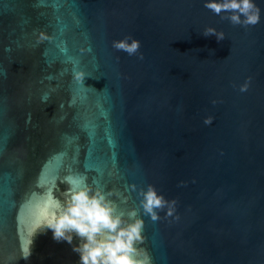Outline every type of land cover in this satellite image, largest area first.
I'll use <instances>...</instances> for the list:
<instances>
[{
    "label": "water",
    "instance_id": "water-1",
    "mask_svg": "<svg viewBox=\"0 0 264 264\" xmlns=\"http://www.w3.org/2000/svg\"><path fill=\"white\" fill-rule=\"evenodd\" d=\"M204 3L0 0V264H79L49 225L82 188L143 220L146 264H264V0L247 27Z\"/></svg>",
    "mask_w": 264,
    "mask_h": 264
},
{
    "label": "clouds",
    "instance_id": "clouds-1",
    "mask_svg": "<svg viewBox=\"0 0 264 264\" xmlns=\"http://www.w3.org/2000/svg\"><path fill=\"white\" fill-rule=\"evenodd\" d=\"M204 7L221 16V19L229 20L233 25L255 26L261 19V9L255 0H205ZM203 35L215 36L218 42L225 39L224 32L213 27L205 28ZM43 38L45 37L42 35L41 39ZM112 46L132 56L138 53L141 42L125 37L114 40ZM139 58L143 59V55ZM250 80L251 78L240 86L241 92L248 90ZM215 103L217 101L214 100L213 104ZM213 119L211 116L206 117L204 124L211 125ZM140 195L143 211L153 221L160 219L158 210L166 209V216H173L175 200H167L151 185L146 191L142 190ZM130 215L135 216L136 213ZM142 228L143 220L136 219L132 223H126L120 215L114 214L110 202L102 193H93L90 188L73 192L70 202L55 222L49 225L53 238L58 241L71 243L73 234L81 239L79 246L73 249L79 254V264H146L145 260L137 258V249L134 246L143 239Z\"/></svg>",
    "mask_w": 264,
    "mask_h": 264
}]
</instances>
